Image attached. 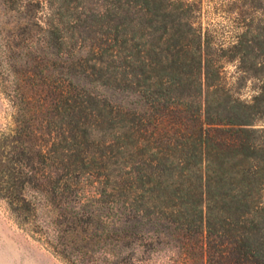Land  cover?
I'll use <instances>...</instances> for the list:
<instances>
[{"label":"trees","instance_id":"1","mask_svg":"<svg viewBox=\"0 0 264 264\" xmlns=\"http://www.w3.org/2000/svg\"><path fill=\"white\" fill-rule=\"evenodd\" d=\"M249 5L229 46L259 82L242 101L189 0H0L25 154L0 151V197L35 239L67 264H264V0Z\"/></svg>","mask_w":264,"mask_h":264},{"label":"rangeland","instance_id":"2","mask_svg":"<svg viewBox=\"0 0 264 264\" xmlns=\"http://www.w3.org/2000/svg\"><path fill=\"white\" fill-rule=\"evenodd\" d=\"M193 3L190 12L195 25L201 32L208 46L207 57L217 59L221 68V87L242 101H251L258 92V80L251 70L242 68L238 55H232L229 46L235 42L237 35L245 27L244 23L255 21L258 15L249 5V0H189ZM0 8V33L6 37L13 30L15 16L13 13L3 14ZM256 22V21H255ZM253 22V23H255ZM222 47L220 57L213 55ZM252 56L248 57L251 62ZM13 109L0 88V151L14 158L22 155L21 142L13 140L12 130L15 128ZM4 137V138H3ZM5 143V144H4ZM24 147L29 144L22 141ZM2 145V146H1ZM0 264H67L65 260L38 241L29 232V226L21 224L8 204L0 197Z\"/></svg>","mask_w":264,"mask_h":264}]
</instances>
